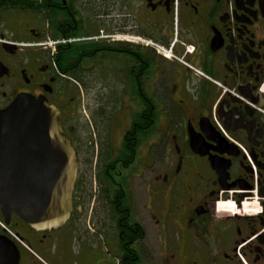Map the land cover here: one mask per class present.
I'll return each mask as SVG.
<instances>
[{
    "label": "flooded vegetation",
    "instance_id": "flooded-vegetation-1",
    "mask_svg": "<svg viewBox=\"0 0 264 264\" xmlns=\"http://www.w3.org/2000/svg\"><path fill=\"white\" fill-rule=\"evenodd\" d=\"M91 78L116 126L87 141ZM19 94L58 110L77 174L56 229L0 210V264H147L129 186L147 177L175 264H264V0H0V110Z\"/></svg>",
    "mask_w": 264,
    "mask_h": 264
},
{
    "label": "water",
    "instance_id": "water-1",
    "mask_svg": "<svg viewBox=\"0 0 264 264\" xmlns=\"http://www.w3.org/2000/svg\"><path fill=\"white\" fill-rule=\"evenodd\" d=\"M77 156L44 97L19 94L0 110V210L34 230H53L68 218Z\"/></svg>",
    "mask_w": 264,
    "mask_h": 264
},
{
    "label": "rangeland",
    "instance_id": "rangeland-1",
    "mask_svg": "<svg viewBox=\"0 0 264 264\" xmlns=\"http://www.w3.org/2000/svg\"><path fill=\"white\" fill-rule=\"evenodd\" d=\"M51 47H48V49ZM42 52H48L45 51H29V55L33 54H40ZM54 51H52L53 53ZM101 82L97 81V79H90L87 80V91L90 93V86L94 85L96 92L98 90L101 91L99 94H80V99L82 102V105L84 106V112L81 109V113L79 115V121L76 124V129L78 128L79 135L82 136L85 140L90 141L91 139H94V134H96L95 125L97 126V129L103 127L102 130V136L103 139H105L104 133L107 132L110 128H113L116 126L115 117L111 114V117H105L106 113H109V104H108V98L107 94H103L105 91L106 83L103 81V79L98 78ZM120 103V104H119ZM117 107L116 109H119L121 106V100L118 98L116 101V104L114 105ZM118 115H116L117 117ZM106 118V120H105ZM90 121L92 125H90ZM115 137H118V131L117 127L115 128ZM148 175V174H146ZM149 177H147L145 180H139L135 179L132 180V182L129 184L130 190L132 193L133 200L135 202V208L137 213V219L139 221V224L142 225L145 237L143 241H141V247L143 250H145V257L148 259L147 264H175L174 259L172 258L171 254L175 252L174 242H175V236L174 232H170V222L168 218L161 219L159 224L155 223L154 219H149L148 214L145 210H143V205L145 202V194H144V187H145V181L148 180ZM166 203V199L164 201V204ZM114 234L115 231H114ZM177 236V234H176ZM115 242H113V248H112V255L113 257L117 253L114 249ZM190 254H185V261L190 262ZM192 260H196L198 264H201L200 258H194L192 257ZM115 261V257L113 259ZM192 264V262L190 263Z\"/></svg>",
    "mask_w": 264,
    "mask_h": 264
},
{
    "label": "trees",
    "instance_id": "trees-1",
    "mask_svg": "<svg viewBox=\"0 0 264 264\" xmlns=\"http://www.w3.org/2000/svg\"><path fill=\"white\" fill-rule=\"evenodd\" d=\"M117 230L120 231V234L125 235V232H122V227L120 225L117 226ZM135 233H133V239L137 241H141L144 237V232L140 227L134 228ZM128 264H134L133 262H129Z\"/></svg>",
    "mask_w": 264,
    "mask_h": 264
},
{
    "label": "built area",
    "instance_id": "built-area-1",
    "mask_svg": "<svg viewBox=\"0 0 264 264\" xmlns=\"http://www.w3.org/2000/svg\"><path fill=\"white\" fill-rule=\"evenodd\" d=\"M158 51H163V49L161 47H157Z\"/></svg>",
    "mask_w": 264,
    "mask_h": 264
}]
</instances>
